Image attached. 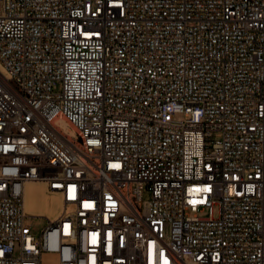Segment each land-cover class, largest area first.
Here are the masks:
<instances>
[{
  "label": "built area",
  "instance_id": "obj_1",
  "mask_svg": "<svg viewBox=\"0 0 264 264\" xmlns=\"http://www.w3.org/2000/svg\"><path fill=\"white\" fill-rule=\"evenodd\" d=\"M46 254L264 264V0H0V264Z\"/></svg>",
  "mask_w": 264,
  "mask_h": 264
},
{
  "label": "bare ground",
  "instance_id": "obj_2",
  "mask_svg": "<svg viewBox=\"0 0 264 264\" xmlns=\"http://www.w3.org/2000/svg\"><path fill=\"white\" fill-rule=\"evenodd\" d=\"M60 127L77 137L76 130L65 121L57 122ZM63 209V202L58 193L51 192L43 182H31L26 187L25 196V212L30 216H41L55 219ZM44 264H59L57 256L54 254H46L44 256Z\"/></svg>",
  "mask_w": 264,
  "mask_h": 264
},
{
  "label": "rangeland",
  "instance_id": "obj_3",
  "mask_svg": "<svg viewBox=\"0 0 264 264\" xmlns=\"http://www.w3.org/2000/svg\"><path fill=\"white\" fill-rule=\"evenodd\" d=\"M41 217V216H40ZM47 224V220L43 219V218H36L33 221V232L34 234H36L37 236L40 235L41 231L43 230V228L46 226Z\"/></svg>",
  "mask_w": 264,
  "mask_h": 264
}]
</instances>
